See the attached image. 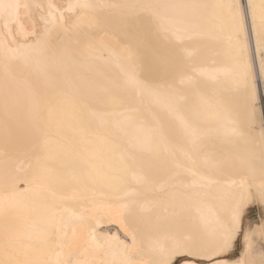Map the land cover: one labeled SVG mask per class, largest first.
Returning <instances> with one entry per match:
<instances>
[{"label":"snow or ice","instance_id":"6c2138e0","mask_svg":"<svg viewBox=\"0 0 264 264\" xmlns=\"http://www.w3.org/2000/svg\"><path fill=\"white\" fill-rule=\"evenodd\" d=\"M207 7L154 0H0V134L6 152L13 139H30L37 165L47 173L45 190L53 194L57 185L93 180L99 174L93 160L101 158L121 184L135 186L129 196H140L141 190L146 193L164 180L173 189V208L188 211L194 197L202 202L212 198L207 191L217 182L212 173L228 169L238 179L233 180L225 214L211 240L189 251L203 258L198 264H264V214L256 228L244 225L251 205L264 208V125L257 138L252 66L242 39L240 6L229 0L213 7L221 10L222 30L228 33L229 72L252 108L242 116L218 108L205 92L203 70L194 62L195 29ZM249 8L258 47L264 49V3L259 16L256 5L250 3ZM28 24L31 32L26 31ZM18 35L30 36L31 42H19ZM105 52L106 57L97 55ZM261 67L264 70V52ZM108 109L118 110L124 119H104L117 114ZM206 109L214 111L213 120ZM54 113L62 117L55 133L63 136L67 128L74 134L64 137V147L51 154ZM137 129L142 136L135 134ZM93 141L106 145L107 153L90 157L87 145ZM9 199L0 197V264H172L175 251L186 246L176 240L175 248H169L129 222L125 234L131 243L120 242L119 253H111L98 241L87 215L53 199L33 209L22 229L2 206ZM57 218L58 228L53 227ZM241 240L243 257L232 261L228 253Z\"/></svg>","mask_w":264,"mask_h":264},{"label":"bare ground","instance_id":"6f19581e","mask_svg":"<svg viewBox=\"0 0 264 264\" xmlns=\"http://www.w3.org/2000/svg\"><path fill=\"white\" fill-rule=\"evenodd\" d=\"M5 2L20 4L54 2L59 4L67 3V0H5ZM87 2L125 3L135 2V0H87ZM154 2L197 3L209 6L201 10L205 19L195 29L198 39L193 45L196 49L194 62L197 68L203 70L204 73L201 80L206 85L205 92L220 110L227 111L233 116H242L246 109L251 111L252 108L245 94L237 87L234 77L229 72L231 60L227 55L226 37L228 33L226 29L222 30L221 10L213 7L227 3L229 0H154ZM237 2L243 20L242 39L247 43L248 59L252 66V86L255 97L253 122L258 138L261 127L264 125V111L261 105V92L264 90V70H262L261 61L264 49L258 47L252 22V9L249 8V4L256 5L255 11L259 16L260 5L264 3V0H237ZM20 11L23 19L25 12L23 9ZM33 11L36 10L33 9ZM13 28L18 32L15 26ZM2 31H4L3 21H0V32ZM26 31L31 32L30 24L27 25ZM17 39L19 42L26 39L29 43L31 42L30 36L18 35ZM97 55L106 57L109 53H97ZM108 111L110 113L117 111V114L108 115L104 119L108 121L124 119L118 115V110L108 109ZM205 114L209 120L214 119L215 113L212 109H206ZM61 119L59 113L53 114V134L48 145L51 154H55L64 147V137H71L74 134L71 129L67 128L63 136L55 133V127ZM96 123L99 125L100 120ZM134 131L136 135H143L138 129ZM87 147L90 157H99L101 153L108 151L106 145L96 141L88 144ZM111 158L115 160L117 157L112 156ZM93 163L99 170V174L93 180L83 184L57 185L53 194L45 190L48 183L47 173L38 167L30 139L25 135H21L19 139H13L6 152L3 135L0 134V197L10 196L7 203L2 206L7 208L14 223L26 229L25 220L32 214V210L55 199L61 205L87 215L98 241L108 245L111 253H119L120 242L131 243V237L125 234V226L132 222L133 226L141 232L150 231L156 239L169 248H175L176 240L183 241L186 246L175 251L172 264L179 258H184L179 264H198L203 259L192 255L189 248L211 240L218 226V220L225 214L227 198L234 191L233 180L238 177L228 169L212 173L217 181L207 189L212 194V198L202 202L198 197H194L188 204L189 210L181 211L173 208L171 199L173 189L164 180H159L146 193L141 190L140 196H129L128 192L135 187L134 185L121 184L103 159H94ZM192 191L197 192L199 189ZM125 204L130 207L124 208ZM261 209L264 212V208ZM65 219L67 220V215ZM3 224L4 218L0 214V236H2ZM257 226L258 224L252 228ZM53 227H59L58 218L53 223ZM81 232L82 228L78 225V236ZM243 254L244 248L241 255L232 261L241 259ZM259 255L260 253L255 257L258 259Z\"/></svg>","mask_w":264,"mask_h":264},{"label":"rangeland","instance_id":"374dc122","mask_svg":"<svg viewBox=\"0 0 264 264\" xmlns=\"http://www.w3.org/2000/svg\"><path fill=\"white\" fill-rule=\"evenodd\" d=\"M261 105H262V109L264 111V99L262 98V96H261ZM262 214H264V212L262 211V209L258 205H251L245 213V217H244L245 228L247 229L249 227V225H251V227H252V226L258 224L260 222V220L262 219ZM260 244H261L260 237L256 235L254 255L260 253V251H261ZM242 251H243V242L241 240L239 243H237L234 246L232 251L230 253H228V256L231 260H234L241 255ZM183 259L184 258L176 259L173 262V264H179Z\"/></svg>","mask_w":264,"mask_h":264},{"label":"built area","instance_id":"2783aa9c","mask_svg":"<svg viewBox=\"0 0 264 264\" xmlns=\"http://www.w3.org/2000/svg\"><path fill=\"white\" fill-rule=\"evenodd\" d=\"M262 98L264 99V90L261 92Z\"/></svg>","mask_w":264,"mask_h":264}]
</instances>
